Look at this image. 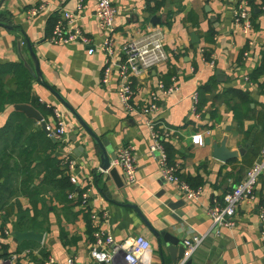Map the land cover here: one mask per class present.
Returning <instances> with one entry per match:
<instances>
[{"label":"crops","instance_id":"1","mask_svg":"<svg viewBox=\"0 0 264 264\" xmlns=\"http://www.w3.org/2000/svg\"><path fill=\"white\" fill-rule=\"evenodd\" d=\"M242 1L113 0L118 10L116 54L125 43L158 31L169 56L166 64L136 80L134 103L139 108L148 106L149 97L161 80L170 84L175 77L179 88L172 95L159 93V111L148 118L124 112L116 77L108 87L101 84L105 56L100 46L104 32L96 19L94 0L85 1L81 16L72 24V28H80L92 39L93 55L81 42L56 46L48 41L51 19L61 12L74 11L77 0H0V66L26 67L32 76L33 96L61 111L67 128L62 139H52L48 144L40 136L39 132H44L40 122L22 112L31 121L20 128L23 137L17 144L14 138L9 142L6 152L11 157V166L17 167L15 175L21 179L23 170L29 168L28 172L38 176L33 183L34 196L13 199L7 211L0 213V243L9 246L12 256L17 257L9 264H48L50 259L57 264H69L70 260L96 264L91 256L95 244L93 215L100 218L101 228L116 242L145 237L151 244L149 264H173V261L167 249L160 246L163 238L144 220L158 234L168 232L177 238L180 246L195 235L206 234V240L189 259L192 264H264L259 218L260 209H264V173L253 199L238 206L233 227L223 228L217 234L208 215L214 205L222 204L225 195L244 180L261 158L264 146V76L258 83L250 81L264 59V0H247L253 22L249 37L234 25V12ZM35 8L44 11L29 18L27 12ZM3 78L6 91L17 90L13 75ZM56 94L102 140L109 156H117L118 150L127 145L135 147L137 185L126 183L123 170L114 165L115 161L110 171L118 170L122 185L117 184L110 171L101 169L100 147ZM17 105L27 104L8 106L0 114V130L15 112H21L16 110ZM147 119L161 121L175 132L169 143L171 154L183 175L201 179L198 201H188L179 184H168L162 178L150 154ZM44 121L53 125L55 119L48 116ZM198 135L204 136L202 146L193 143V137ZM222 144L233 154L227 163L213 158L214 146ZM52 160L55 170H65L70 179H76V184L70 180L74 192L91 189L87 207L71 202L69 191L63 196L59 187L43 184L46 161ZM68 161L75 162L74 172L68 169ZM59 179L60 174L56 180ZM169 202L183 206L172 210ZM20 219L24 227L19 225ZM15 231H34L42 234L44 240L42 244L35 243L36 249L16 253L19 245L14 242ZM185 261L186 256L178 264Z\"/></svg>","mask_w":264,"mask_h":264},{"label":"built area","instance_id":"2","mask_svg":"<svg viewBox=\"0 0 264 264\" xmlns=\"http://www.w3.org/2000/svg\"><path fill=\"white\" fill-rule=\"evenodd\" d=\"M85 1L77 0L74 11L60 13L53 31L48 37V41L52 45L67 46L75 42H81L89 49L90 55L95 53V49L92 48V39L86 36L80 28H72V24L79 19L84 10ZM94 2L96 6V19L104 32V39L100 46V50L105 56L101 79L102 86L108 87L114 77H116L117 94L124 112L129 115L137 114L148 118L156 115L159 111V93L172 95L178 92L179 88L176 85L175 77L171 79L170 84L161 80L157 85V90L151 93L148 106L144 108H139L134 103L133 97L136 80L147 75L158 66L166 64L169 60L161 33L155 31L140 40L127 42L121 47V51L116 54L114 36L116 31L115 20L118 15V10L113 5V0H94ZM262 10L264 11V6ZM42 11H44V8H35L27 13L29 18H35ZM234 25L246 37H249L252 33V10L247 0L242 1L235 10ZM197 108L198 96L196 95L194 97L195 112H197ZM52 111L55 122L53 125L47 124L49 132L47 136L51 139L60 140L67 133V128L63 122L62 112L53 108ZM146 125L151 132L150 154L157 162L162 178L168 184H179L181 191L188 201H198L201 194L200 190H194L182 181L178 176V165L174 166L169 162L165 143L175 138V132L161 121L147 119ZM193 143L202 146L204 144V136H194ZM114 165L123 170L124 179L128 185L138 184L137 159L134 146L127 145L120 148L117 152V159ZM75 168V162L68 161V169L70 172H74ZM263 173L264 146L261 158L247 172L244 180L225 195L222 204H216L209 210L208 215L212 221V229L217 234L223 228H231L234 226V218L238 206L244 200L253 199L254 191ZM70 180L73 184H76L75 178L72 177ZM90 198L91 189L78 193L72 192L68 195V199L71 202H80L81 207H87ZM259 218L262 224V241L264 242V209H260ZM100 224V218L97 215H93L92 235L95 244L91 251V256L96 264H121L122 262L126 264H149L147 258L151 250V244L145 237L138 236L131 241L116 242L110 234L103 231ZM207 237L206 234L195 235L184 242L187 250L185 255L187 261L191 259ZM25 252L30 253L31 251L26 250ZM16 259V256H12L10 263H14ZM48 264H57V262L50 259ZM69 264L77 263L75 260H70Z\"/></svg>","mask_w":264,"mask_h":264},{"label":"trees","instance_id":"3","mask_svg":"<svg viewBox=\"0 0 264 264\" xmlns=\"http://www.w3.org/2000/svg\"><path fill=\"white\" fill-rule=\"evenodd\" d=\"M255 10V8H254ZM58 15L51 19L49 23V33L51 34L55 23L57 21ZM11 74L15 77L17 90L15 91H6L4 89V75ZM264 76V59L259 68H257L250 76V81L252 83H258L259 79ZM168 82V81H167ZM264 87V85L262 86ZM16 104H27L33 106L40 114L43 116L44 120H47L48 116H53L52 108L48 107L46 104H43L32 94V76L28 69L23 65L12 64L8 66H0V114L3 113L8 106H14ZM199 111V107H198ZM29 120L22 112H15L11 118L8 120L7 125L0 130V213L7 211L8 205L13 199L18 197L31 198L35 195V188L33 186L34 180L37 174L33 172H28L29 168L23 170V177L18 178L15 173L17 172L14 166H11V157L7 154V147L12 138L15 139L17 144L19 140L23 137V132H20V128L23 125L28 124ZM12 133L14 135H12ZM41 137L45 139L48 144H51V138H49L43 131H40ZM13 136V137H12ZM9 139V140H8ZM170 141L165 143L166 151L168 154L169 162L176 166L174 162V156L171 154ZM3 144V147L1 145ZM25 155L28 149L24 150ZM24 156V155H23ZM22 157V153L19 158ZM29 157V156H28ZM28 166L31 162L29 158L26 159ZM55 161H46V171L47 174L42 180L43 184L53 185L59 187V191L63 196L69 191L70 193L74 192L75 188L70 183V178L66 175L65 170H55ZM60 174L61 179L56 180ZM178 176L182 181L187 183L192 189L197 190L201 185L202 181L199 177L193 178L185 176L182 174V170L179 167ZM98 181V179H97ZM75 204H80L77 202ZM19 225L24 227L23 219H20ZM26 230H33V228H27ZM37 244L35 243H22L19 245L16 253H21L25 249H36ZM0 260H4L2 264H9L11 260L12 253H10L9 246L0 243Z\"/></svg>","mask_w":264,"mask_h":264},{"label":"water","instance_id":"4","mask_svg":"<svg viewBox=\"0 0 264 264\" xmlns=\"http://www.w3.org/2000/svg\"><path fill=\"white\" fill-rule=\"evenodd\" d=\"M154 21L158 22V18H154ZM27 44H28L30 51L32 53H34L32 44H30L29 42ZM37 72L40 73L39 65H37ZM218 74H220V72H218ZM56 96L62 102L64 108L76 118V120L78 121L80 126L87 132V134L100 147L101 153H102V156H101L102 167H101V169L104 172L110 171L112 162L116 161V159H117L116 154H114L113 156H109L107 153V150H106V145L96 135V133L89 127V125L82 119V117L78 114V112H76V110L72 106H70V104L65 102L60 95L56 94ZM16 110L21 111L24 114H26L29 118H32V119L40 122L42 129L44 130L46 135L49 134L48 129H47V123L44 121L43 116L40 114V112H38L34 107L29 106V105H17ZM207 144H210V141L207 142ZM232 157H233V154L230 153V151L227 149L225 144H222L220 146H218V145L214 146L213 158L215 160H218V161L223 162V163H227L229 161V159H231ZM109 173H110L111 177L114 180H116L117 184L122 185L121 180H120L121 178H120V175H119L117 169H113ZM180 206L182 207L183 204L179 205V203H172V202L168 203V207L171 208L172 210H176ZM144 221L147 224V226L157 236H160L163 238V240H162L163 243H161L160 246H161V248L165 247L167 249V251L169 252V254L172 257L173 264H178L179 261L184 259L187 250L184 246H180V241L177 238H175L174 236H172L168 232H161L158 234V232L155 229H153L146 220H144ZM13 238H14L15 244H18V245L25 243V242L42 244V242L44 240V236L42 234L34 232V231H27V232L15 231L13 234ZM185 264H192V261L189 260Z\"/></svg>","mask_w":264,"mask_h":264}]
</instances>
